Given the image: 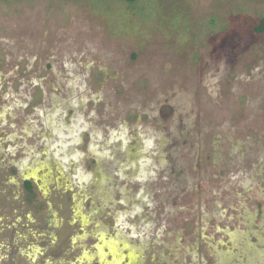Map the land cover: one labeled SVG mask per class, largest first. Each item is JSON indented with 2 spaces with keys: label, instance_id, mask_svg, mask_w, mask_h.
Listing matches in <instances>:
<instances>
[{
  "label": "rangeland",
  "instance_id": "obj_1",
  "mask_svg": "<svg viewBox=\"0 0 264 264\" xmlns=\"http://www.w3.org/2000/svg\"><path fill=\"white\" fill-rule=\"evenodd\" d=\"M262 18L0 0V264H264Z\"/></svg>",
  "mask_w": 264,
  "mask_h": 264
},
{
  "label": "trees",
  "instance_id": "obj_2",
  "mask_svg": "<svg viewBox=\"0 0 264 264\" xmlns=\"http://www.w3.org/2000/svg\"><path fill=\"white\" fill-rule=\"evenodd\" d=\"M128 3H132L134 0H125ZM243 25L245 28L257 36H264V18L260 19L257 23L244 20ZM26 188L29 193H32V185L30 183H26Z\"/></svg>",
  "mask_w": 264,
  "mask_h": 264
},
{
  "label": "flooded vegetation",
  "instance_id": "obj_3",
  "mask_svg": "<svg viewBox=\"0 0 264 264\" xmlns=\"http://www.w3.org/2000/svg\"><path fill=\"white\" fill-rule=\"evenodd\" d=\"M26 183H30L31 185H32V183H31V181H29V180H24L23 181V185L25 186V189L27 190V188H26ZM28 191V190H27ZM28 193H29V191H28ZM30 194V193H29ZM113 246H114V244H112Z\"/></svg>",
  "mask_w": 264,
  "mask_h": 264
}]
</instances>
